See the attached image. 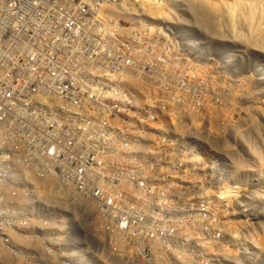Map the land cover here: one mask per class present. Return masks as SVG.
Segmentation results:
<instances>
[{"label":"built area","instance_id":"1","mask_svg":"<svg viewBox=\"0 0 264 264\" xmlns=\"http://www.w3.org/2000/svg\"><path fill=\"white\" fill-rule=\"evenodd\" d=\"M153 15L136 0H0V240L10 258L117 262L136 207L172 215L168 151L126 132V121H156L158 29L172 23ZM138 254L165 264L168 252L150 238Z\"/></svg>","mask_w":264,"mask_h":264},{"label":"rangeland","instance_id":"2","mask_svg":"<svg viewBox=\"0 0 264 264\" xmlns=\"http://www.w3.org/2000/svg\"><path fill=\"white\" fill-rule=\"evenodd\" d=\"M136 1L172 27L158 29L156 121H126V132L168 151L174 198L170 217L133 210L135 231L117 262L142 263L138 248L153 238L168 252L165 264H264V0ZM184 33L202 37L205 56ZM11 249L0 240V264H26Z\"/></svg>","mask_w":264,"mask_h":264},{"label":"bare ground","instance_id":"3","mask_svg":"<svg viewBox=\"0 0 264 264\" xmlns=\"http://www.w3.org/2000/svg\"><path fill=\"white\" fill-rule=\"evenodd\" d=\"M253 1H255V2H257L256 0H253ZM252 1V2H253ZM260 3V2H259ZM202 39V37L200 38V40ZM202 44V40H201V42L199 43L198 42V45H199V47L201 48V50H202V52L206 55V48H205V46H203V45H201ZM229 54H231V53H229ZM231 56H232V54H231ZM197 112V111H196ZM191 113H193V112H191ZM198 113V112H197ZM226 113V112H225ZM230 115V114H229ZM198 116V115H197ZM212 116V115H211ZM225 116V115H224ZM196 117V116H195ZM219 117V116H218ZM198 118V117H197ZM205 118V117H204ZM216 118H217V116H216ZM201 119V118H200ZM220 120V119H219ZM200 121V120H199ZM214 121V120H213ZM225 121H223V123H224ZM200 123H201V121H200ZM203 123V122H202ZM201 123V124H202ZM215 123V122H214ZM217 125V124H216ZM219 129H221V128H219ZM226 130V129H225ZM214 131V130H213ZM243 132V131H242ZM211 134V133H210ZM239 134V133H238ZM237 134V135H238ZM217 136V135H216ZM220 136V135H219ZM238 138H239V136H238ZM244 141H245V139H244ZM247 143V142H246ZM243 144V143H242ZM219 148V147H218ZM212 149V148H211ZM216 150V149H215ZM216 162V161H215ZM217 170H219V172H221V169L219 168V169H217ZM230 173V172H229ZM222 174V173H221ZM224 227V226H223ZM263 239V238H262ZM255 242V241H254ZM263 243H264V241H263ZM264 246V245H263ZM98 251H100V249L98 250ZM257 252V251H256ZM261 252V251H260ZM36 254H39L40 255V253H36ZM131 255V254H130ZM264 255V254H263ZM248 256V255H247ZM252 259H253V257H252ZM128 260V259H127Z\"/></svg>","mask_w":264,"mask_h":264}]
</instances>
